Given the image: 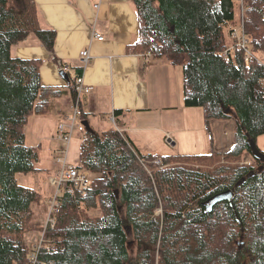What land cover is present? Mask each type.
<instances>
[{"label":"trees","instance_id":"16d2710c","mask_svg":"<svg viewBox=\"0 0 264 264\" xmlns=\"http://www.w3.org/2000/svg\"><path fill=\"white\" fill-rule=\"evenodd\" d=\"M132 1L140 19L138 50L182 65L185 105L202 107L209 128L213 119L235 121L225 157L252 154L248 137L264 134V59L229 49L226 29L236 28V0ZM243 2L237 26L264 57V0ZM30 34L54 49L56 31L40 26L34 0H0V264H264V161L253 156L256 165L202 169L179 160L214 151L142 154L116 128L85 129L76 165L94 174L91 184L84 194L60 197L56 225H42L44 242L30 249L25 235L43 194L17 178L40 170L39 149L27 145L25 128L62 94L42 84V60L13 55L12 46ZM227 189L235 192L232 200L209 210L210 198ZM91 208L100 215L91 216Z\"/></svg>","mask_w":264,"mask_h":264},{"label":"crops","instance_id":"0c3cea01","mask_svg":"<svg viewBox=\"0 0 264 264\" xmlns=\"http://www.w3.org/2000/svg\"><path fill=\"white\" fill-rule=\"evenodd\" d=\"M34 1L40 26L56 31L54 49L49 50L35 34H30L12 46V53L24 59L42 60V84L59 88L62 94L52 98L48 114L33 115L29 122L37 119L44 129L52 128L50 119H58L60 123L72 111L70 80L76 77L78 67H83L85 82L92 86L83 98L84 120L94 130L119 129L142 154L160 156L207 154V148L216 143L211 131L215 125L224 132L222 148L234 145L233 119H214L210 129L202 107L185 105L180 66L166 57H152L150 62L144 59V52L136 47L140 19L132 0ZM94 32L101 33L104 39L95 38ZM84 48L91 54L88 63L80 56ZM61 63L70 66L69 80L61 74ZM117 110L122 112L116 114ZM112 121L116 126H112ZM225 124H229L228 130L222 128ZM51 130L56 141L47 149L48 158L54 148L62 146L56 137L57 126ZM41 158L42 155L39 161ZM37 166L40 170L33 173H45L46 169L47 176L53 174L50 164L41 167L37 162ZM42 186L46 188L45 184L34 188L44 194Z\"/></svg>","mask_w":264,"mask_h":264},{"label":"rangeland","instance_id":"374dc122","mask_svg":"<svg viewBox=\"0 0 264 264\" xmlns=\"http://www.w3.org/2000/svg\"><path fill=\"white\" fill-rule=\"evenodd\" d=\"M235 10H236V19L235 22L233 23L234 27H239L237 25H239V22H241L242 18H243V14H244V2L243 0H236L235 3ZM233 28V27H232ZM229 29H226V40L227 43H229V48L233 46V41L235 40L233 37H231V34L228 31ZM252 54L253 57L257 56L259 59H264V57H262V54L259 52H253L252 50ZM166 57V56H163ZM167 58V57H166ZM175 65V64H173ZM176 66H180V70H182V65H176ZM183 73V71H181ZM75 73L72 71V77L74 78ZM49 127L52 128H48V129H44V127H42V125H40L41 121L37 120V119H31L29 124L26 126V132H27V137H26V143L29 146H33V147H38L40 155H42V158L40 159V161H38V165L39 166H48L49 164L51 165V168L53 169V173L60 167V164L56 161L55 156H54V149L50 152V157L48 158V147H50L51 144H53L54 141L52 139V134L54 131H52L51 129L55 128V125L58 127V123L59 120L58 119H50ZM214 120V119H213ZM211 120V122L213 121ZM112 126L115 125L114 121L111 122ZM116 126V125H115ZM224 130L225 129H229V124H225L222 127ZM101 129V128H100ZM211 129V128H210ZM57 131V130H56ZM211 131H213V135H215L216 137V143L215 146H209L207 148V153L213 152V155L211 157H199V158H186L185 160L180 159L179 162H183V163H188L190 165H194L196 167L202 168V169H213L215 167H218L222 164L228 165V166H234L237 163L239 164H245L248 166L251 165H256L257 161L256 159L253 157V155L250 152H243L239 158H234V157H225V153L228 152V148H222L223 145L220 144V141L222 140L223 137V131L221 130V128L219 126H213ZM102 133V130H101ZM228 132H226L227 134ZM83 134L82 132H79L78 130H75L72 134L71 137V141L69 143V154H68V160L72 163H79L80 162V143L83 139ZM211 134V136H212ZM127 135V134H126ZM51 140V142L49 141ZM57 140H59L60 145H61V140L57 138ZM41 144V147H40ZM257 144L260 148H262L264 150V134L260 135L257 139ZM59 145V146H60ZM213 145V144H212ZM219 150V151H218ZM45 153V154H44ZM197 154V153H195ZM198 154H203V153H198ZM45 173H19L17 178L19 183L23 184V185H28L31 187H35L37 188L38 185L41 184H45L46 188H44L42 186V191H43V198L41 199V202H39L37 205H35L34 207V216H33V220L31 221V225L33 227V229H31V231L26 233V237H25V241L27 243V245L29 246L30 249L33 248V246L35 245V247L37 245H39L40 243L44 242L43 239V229L42 225L46 224L47 219H48V211H49V203L48 200L51 197V195L53 194V190L54 188H52V184H51V177L53 174H50V176H47V170L44 169ZM90 174V177L93 178L94 174ZM49 175V174H48ZM52 188V189H51ZM46 191V192H45ZM123 211V209H122ZM88 212L91 216H98L100 215L101 211L98 208H91L88 209ZM162 212V208H159L156 210V214L160 215ZM37 249V248H35ZM133 250L136 251L135 246L132 247Z\"/></svg>","mask_w":264,"mask_h":264},{"label":"built area","instance_id":"2783aa9c","mask_svg":"<svg viewBox=\"0 0 264 264\" xmlns=\"http://www.w3.org/2000/svg\"><path fill=\"white\" fill-rule=\"evenodd\" d=\"M96 6H99L97 4ZM235 39V43L229 49L242 48L246 53V58L251 59L253 57L251 50V42L248 35L244 32L243 28H233L231 33ZM94 37L98 40H103L104 36L99 32H94ZM144 59L147 62L151 61L153 54L150 50L145 51L143 54ZM80 56L84 63H88L91 57L90 51L84 48L80 52ZM61 71L68 72L70 66L68 63L60 64ZM71 85V84H70ZM71 88L73 108L72 111L67 114L63 120L58 124L56 137L61 140L62 146L54 149V156L56 161L60 164V167L53 173L51 177V184L53 194L48 200L49 211L47 226L54 227L57 223V214L62 206L60 197L65 193L70 194H84L91 184L92 178L87 170L79 168L75 163L68 160L69 143L71 141L72 134L75 130L84 132L86 125L84 123V109L83 98L90 93L92 86L85 82L83 73L77 74L73 80ZM114 120V117L112 118ZM156 162L162 165V158L159 156L156 158ZM42 243L39 244L41 246ZM38 247V245H37Z\"/></svg>","mask_w":264,"mask_h":264},{"label":"water","instance_id":"95a60500","mask_svg":"<svg viewBox=\"0 0 264 264\" xmlns=\"http://www.w3.org/2000/svg\"><path fill=\"white\" fill-rule=\"evenodd\" d=\"M61 74L63 76H65L68 80H69V74L67 72H64V71H61ZM230 110V109H228ZM85 125H86V128L88 131H92L93 128H91L90 124L88 121H84ZM248 142H249V145L252 149V154L253 156L257 157L258 159H260L261 161H264V151H262L259 147H258V144H257V140L253 137H248ZM264 165L262 164L261 168H263ZM255 174V171H251L248 176H251V175H254ZM246 180V177H242L237 183L236 185H240L241 183H243L244 181ZM235 192L233 189H227L225 191H222V192H218L216 194H214L211 198H210V204H209V210L212 209V207L217 204L218 202L220 201H223V200H232L233 196H234ZM238 221L241 223V230H242V234H241V237L238 241V244H239V247H242V245H244V240H243V237H244V225L241 221V219L238 217Z\"/></svg>","mask_w":264,"mask_h":264}]
</instances>
